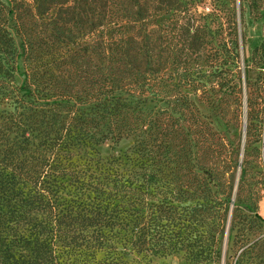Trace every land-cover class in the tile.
<instances>
[{
    "label": "trees",
    "instance_id": "1",
    "mask_svg": "<svg viewBox=\"0 0 264 264\" xmlns=\"http://www.w3.org/2000/svg\"><path fill=\"white\" fill-rule=\"evenodd\" d=\"M201 1L0 0V264L197 260L209 218L214 243L225 201L196 159L214 141L188 90L213 104L239 42L232 0L199 13ZM247 220L229 225L225 264H264V218Z\"/></svg>",
    "mask_w": 264,
    "mask_h": 264
},
{
    "label": "rangeland",
    "instance_id": "2",
    "mask_svg": "<svg viewBox=\"0 0 264 264\" xmlns=\"http://www.w3.org/2000/svg\"><path fill=\"white\" fill-rule=\"evenodd\" d=\"M219 1L226 8L230 5L229 0ZM212 3V0L198 2L195 10L206 13ZM232 5L239 47L234 60L232 62L229 60L223 66L227 73L219 75L227 78L222 81L225 84L211 89L213 104L203 102L200 93L188 90L191 102L197 106L203 119L210 121L209 136L214 141L212 148L215 152L211 158L206 152H202L201 155L196 153V159L214 169L215 177L211 191L214 192V197L225 201V218L221 220L222 230L216 234L212 244L209 237L211 233L209 218L202 227L207 235L203 242V253L197 256V260L188 253L178 251L162 256H151L152 264H225V261L231 263L237 257V247L227 242L228 227L232 220L248 221L249 215L254 216L255 212L264 218V0H232ZM226 8L222 9L223 16L220 22L222 29L219 31L223 38L231 36L229 32L231 20ZM244 116L246 132L243 129ZM190 124L191 121L186 122V126ZM132 143L131 138L121 140L117 144L106 143L99 147L100 154L108 157L120 153L128 149ZM240 163L245 170L242 178L240 174L238 178ZM256 181L261 186L259 196L249 197L246 192ZM240 183L244 188L238 194L237 188ZM242 200L249 201L251 209L244 207ZM257 232L264 235V220H259Z\"/></svg>",
    "mask_w": 264,
    "mask_h": 264
},
{
    "label": "bare ground",
    "instance_id": "3",
    "mask_svg": "<svg viewBox=\"0 0 264 264\" xmlns=\"http://www.w3.org/2000/svg\"><path fill=\"white\" fill-rule=\"evenodd\" d=\"M244 119H245V116H244ZM246 120V119H245ZM245 124H246V121L244 122V127H243V129H245Z\"/></svg>",
    "mask_w": 264,
    "mask_h": 264
}]
</instances>
